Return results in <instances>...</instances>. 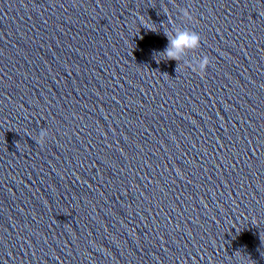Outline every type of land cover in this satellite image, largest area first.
Listing matches in <instances>:
<instances>
[{
  "label": "clouds",
  "instance_id": "9594fccd",
  "mask_svg": "<svg viewBox=\"0 0 264 264\" xmlns=\"http://www.w3.org/2000/svg\"><path fill=\"white\" fill-rule=\"evenodd\" d=\"M183 15L190 19L187 10H183ZM165 36L168 38V44L163 50V56L166 57L167 60L180 62L186 52L196 51L201 46L199 34L188 28H176L171 35L165 33ZM209 64L210 61L208 56L204 55L202 58L198 59L195 65L189 62L187 66L193 72L203 74L207 70ZM47 137V131L41 132L35 140L40 146H43Z\"/></svg>",
  "mask_w": 264,
  "mask_h": 264
}]
</instances>
